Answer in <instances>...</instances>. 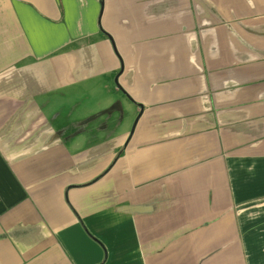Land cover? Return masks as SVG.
Wrapping results in <instances>:
<instances>
[{
	"label": "crops",
	"instance_id": "crops-1",
	"mask_svg": "<svg viewBox=\"0 0 264 264\" xmlns=\"http://www.w3.org/2000/svg\"><path fill=\"white\" fill-rule=\"evenodd\" d=\"M0 264H264V0H0Z\"/></svg>",
	"mask_w": 264,
	"mask_h": 264
},
{
	"label": "rangeland",
	"instance_id": "rangeland-1",
	"mask_svg": "<svg viewBox=\"0 0 264 264\" xmlns=\"http://www.w3.org/2000/svg\"><path fill=\"white\" fill-rule=\"evenodd\" d=\"M133 125V124H132ZM132 128V127H131Z\"/></svg>",
	"mask_w": 264,
	"mask_h": 264
}]
</instances>
